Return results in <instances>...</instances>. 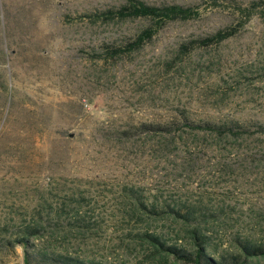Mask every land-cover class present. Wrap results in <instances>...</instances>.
I'll list each match as a JSON object with an SVG mask.
<instances>
[{
    "label": "rangeland",
    "instance_id": "rangeland-1",
    "mask_svg": "<svg viewBox=\"0 0 264 264\" xmlns=\"http://www.w3.org/2000/svg\"><path fill=\"white\" fill-rule=\"evenodd\" d=\"M141 1L200 14L108 58L105 44L150 20L83 14L125 0H0V264H41L26 254L44 251L100 264H195L158 252L146 233L194 253L196 230L212 264L239 253V240L264 245V0ZM252 2L235 35L179 52L236 23L237 7ZM184 119L246 130L189 131Z\"/></svg>",
    "mask_w": 264,
    "mask_h": 264
},
{
    "label": "trees",
    "instance_id": "trees-1",
    "mask_svg": "<svg viewBox=\"0 0 264 264\" xmlns=\"http://www.w3.org/2000/svg\"><path fill=\"white\" fill-rule=\"evenodd\" d=\"M259 2H252L248 7H237L240 17L237 22L229 25L225 28H221L212 34L205 35L202 37H197L190 39L187 42L181 43L179 45V52L185 54L191 49L199 47L206 48L211 45H217L223 40L235 35L239 29L250 19L254 14L255 7ZM199 11L197 7L194 6H184L179 4H162V5H150L141 0H125L118 8H107L100 11H94L90 13L83 14L91 22L101 21L103 23H109L113 21H125L135 18H145L150 20V24L142 28L134 37L126 40L125 42L117 44H105L104 56L108 58H118L123 55L131 54L135 51L141 49V47L152 40L153 36L168 22L172 21H186L195 19L199 16ZM261 17L264 18V9L259 11ZM93 58L100 57V54L90 55ZM184 130L196 131L204 130L219 136L225 133H231L233 135H239L246 129H243L239 125H217L209 122L196 123L184 119L182 123ZM155 129L164 130V127L157 126ZM258 131H264V126L260 125L257 127ZM179 214V213H177ZM180 215V214H179ZM185 219H190L189 211L186 210L185 214L181 215ZM146 238L149 240L151 245L155 249L167 255H173L178 259L184 261H192L195 264H212V259L209 258L205 253V249L202 243L205 241L206 237L197 233L196 230L193 231V239L195 241V252L188 253L181 248L175 247L173 245H167L160 237L145 234ZM21 241L25 242L23 244H28V239L22 237ZM239 253L229 256L226 264H247V261L255 256L264 255V245L255 244L250 241L239 240ZM225 259V260H226ZM26 261H36L41 264H100L93 261H84L76 257H70L66 255H53L47 252H40L35 256L32 254H26ZM224 264V262H223Z\"/></svg>",
    "mask_w": 264,
    "mask_h": 264
}]
</instances>
